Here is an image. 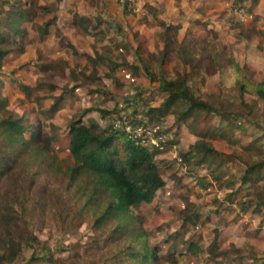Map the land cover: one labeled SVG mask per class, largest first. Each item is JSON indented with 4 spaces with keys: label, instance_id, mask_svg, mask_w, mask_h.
<instances>
[{
    "label": "rangeland",
    "instance_id": "1",
    "mask_svg": "<svg viewBox=\"0 0 264 264\" xmlns=\"http://www.w3.org/2000/svg\"><path fill=\"white\" fill-rule=\"evenodd\" d=\"M22 5L30 10L22 24L25 42L22 50L1 60V93L7 109L31 125L29 132L41 127L48 143L42 146L59 157L61 168L70 163L67 127L81 108L104 109V116L95 108L81 114L84 122L101 126L122 122L124 116L136 120L135 133L156 149L164 186L135 211L143 214L148 244L158 246L163 263L173 264L168 254L194 241L195 252L187 251L185 263L178 264H235L232 259L261 264L264 170L248 187L240 175L244 160L264 159V100L240 94L233 79L264 80V0H22ZM45 22L48 32L42 38ZM179 44L190 46L189 56L179 51ZM213 46L224 49L238 67H225L226 57L219 60ZM165 51L167 73L183 71L198 95L240 117L205 113L178 121L171 110H154L167 94L148 80L139 60L154 54L161 61ZM238 95L246 106L236 104ZM205 130L208 135L200 134ZM199 139L217 152L235 154L218 178L210 170L213 164H197L195 156L182 159ZM52 176L42 178L55 185L62 180ZM55 185L34 187L45 195L44 215L37 217L39 207L30 202L36 210L18 208L9 223L19 236L32 230L56 248L67 246L56 253L58 258L88 255L90 222L87 217L72 227L60 222L56 213L63 204ZM210 247L229 250V256L213 260Z\"/></svg>",
    "mask_w": 264,
    "mask_h": 264
},
{
    "label": "trees",
    "instance_id": "2",
    "mask_svg": "<svg viewBox=\"0 0 264 264\" xmlns=\"http://www.w3.org/2000/svg\"><path fill=\"white\" fill-rule=\"evenodd\" d=\"M29 11L22 5V0H0V66L4 56L22 50L26 34L22 24ZM48 26L49 23L45 22L42 38L46 36ZM211 48L218 53L219 60L226 57L224 49ZM178 49L189 56V45L179 44ZM166 55L165 51L161 61L154 54L139 60L148 80L157 84V90L167 94L160 107L154 110L159 113H165L164 109L171 110L178 121L202 118L205 113L225 112L223 114L232 120L240 117L238 112L221 108L222 103H213L198 95L188 86L187 74L183 71L167 73L162 67ZM224 63L225 67H238L231 57H226ZM233 83L240 94L246 92L264 100V80L252 81L237 75ZM233 99L234 102L235 97ZM59 100L60 97L53 109ZM235 102L240 106L247 105L241 95ZM94 108L101 116L105 115V110L100 107L81 108L80 116L69 122L65 150L70 163L61 168L59 157L42 146L48 143L43 140L41 127L29 132L31 125L24 117L7 109L0 81V264H164L158 246L148 244L143 214L135 211L138 205L151 203L164 186L156 149L136 141L123 129L115 127L113 122L103 126L94 121L84 122L81 114ZM151 111L152 108L148 112ZM200 134L208 135V131H200ZM234 155L217 152L209 143L199 139L182 153V159L195 156L197 164H213L210 170L218 178L223 164ZM242 168L241 183L248 187L264 170V159L244 160ZM48 172L50 178L58 175L62 180L57 185L44 180L42 177L48 176ZM50 185H55L63 204V209L56 213L61 223L72 227L77 220L88 218L93 230L88 255L58 258L56 253L66 251L67 246L56 248L32 230H28L24 237L19 236L10 225L9 221L19 213L18 208L26 212L36 210L28 206L30 202L39 207L37 217L44 215L45 195L36 192L34 187L44 190ZM36 193L40 196H33ZM135 199L139 200L138 203ZM187 219L191 217L184 216V220ZM94 244L97 249H93ZM195 245L194 241H189L181 250L174 249L168 254L167 261L185 263L186 252L194 253ZM209 250L213 260L217 256H229L226 249L213 250L210 247ZM232 260L241 264L238 259ZM261 262L264 264V260Z\"/></svg>",
    "mask_w": 264,
    "mask_h": 264
},
{
    "label": "built area",
    "instance_id": "3",
    "mask_svg": "<svg viewBox=\"0 0 264 264\" xmlns=\"http://www.w3.org/2000/svg\"><path fill=\"white\" fill-rule=\"evenodd\" d=\"M115 127L123 129L125 132H127L133 139H136V141L141 142L142 144L146 145L147 143L142 140V137L140 135H137L134 130V124L136 120H130V118L125 117L123 118L122 122L118 121H112ZM117 122V123H116ZM151 143V142H150Z\"/></svg>",
    "mask_w": 264,
    "mask_h": 264
}]
</instances>
